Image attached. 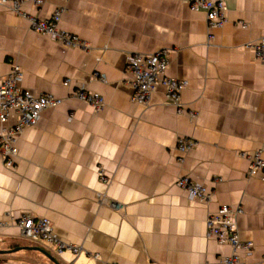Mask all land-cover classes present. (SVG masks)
Returning a JSON list of instances; mask_svg holds the SVG:
<instances>
[{
    "label": "crops",
    "instance_id": "obj_1",
    "mask_svg": "<svg viewBox=\"0 0 264 264\" xmlns=\"http://www.w3.org/2000/svg\"><path fill=\"white\" fill-rule=\"evenodd\" d=\"M223 2L226 23L208 47L204 13L178 1L21 5L43 18L63 5L59 28L88 50L66 49L0 6V80L16 64L22 89L63 99L19 135L14 168L0 158V220L8 222L0 251L20 248L0 256V264H54L45 254L57 264H219L231 249L206 236L205 220L222 205L242 209L239 236L253 243L255 259L261 256L264 173L247 178L250 161L240 153L264 147V64L248 48L264 31V0ZM161 49L168 50L166 75L187 82L181 101L194 120L176 114L163 87L146 104L131 101L128 57ZM79 87L99 94L103 108L76 99ZM180 137L196 145L179 153ZM183 176L213 190L212 203L189 201L175 185ZM24 213L48 219L61 240L98 259L60 256L22 238L10 217Z\"/></svg>",
    "mask_w": 264,
    "mask_h": 264
},
{
    "label": "built area",
    "instance_id": "obj_2",
    "mask_svg": "<svg viewBox=\"0 0 264 264\" xmlns=\"http://www.w3.org/2000/svg\"><path fill=\"white\" fill-rule=\"evenodd\" d=\"M25 0H0V6L6 7L13 14L22 18L28 24L31 31L49 38L66 49L88 50L87 43L81 41L75 35L59 28L61 17L65 11L63 5L57 6L51 15L43 18L38 14H28L21 9ZM63 1V0H62ZM178 1L189 7L193 12H202L205 15L207 47L215 39V31L226 23L225 4L223 0H162ZM36 9H40L45 0H32ZM252 51L255 61L264 64V31L261 36L248 45ZM168 50L161 49L150 55L134 53L128 57L126 65L127 73L130 75L128 81L132 90L131 101L135 104H146L158 87L164 88L166 100L175 108L176 114L188 115L194 120L196 115L192 111H186L182 104L181 94L187 87V82L171 76H167L169 67ZM97 76V75H95ZM21 68L13 64L7 76L0 80V158L6 168L15 167L18 155L17 138L22 132L38 124L41 113L45 109H53L63 103L52 95L35 96L30 91L21 88ZM66 81L65 84H67ZM74 97L88 105L95 111L103 108V98L94 92L88 91L85 87H79L74 92ZM12 121V125L8 122ZM196 143L185 137L177 140L176 149L179 153L189 152ZM264 147L252 153L241 152L240 157L250 161L247 170V178H254L259 173H264ZM179 162L183 161L180 156ZM101 182L107 183V178L99 171ZM264 182V175L261 176ZM175 185L186 193L189 201H195L205 205L212 203L214 192L205 184L195 182L188 176L179 177ZM105 197L99 198V203L104 204ZM108 206L120 211L122 206L112 201ZM242 215V209H232L228 206H219L215 211L210 212L205 220L206 236L214 239L221 246H228L231 253L219 259V264H264V251L258 259L252 255L254 245L251 241H243L238 232L236 219ZM11 222L18 227L22 238L31 242L52 247L57 255L71 254L75 259L86 255L98 259V254L87 253L83 247L66 243L54 232L51 222L46 218L33 217L29 214H21L17 217H10ZM8 225L6 220H0V229ZM108 264V263H106Z\"/></svg>",
    "mask_w": 264,
    "mask_h": 264
},
{
    "label": "water",
    "instance_id": "obj_3",
    "mask_svg": "<svg viewBox=\"0 0 264 264\" xmlns=\"http://www.w3.org/2000/svg\"><path fill=\"white\" fill-rule=\"evenodd\" d=\"M25 249L29 250L30 248H25ZM33 249H35V248H33ZM18 250H20V248L14 249V250H12V251H0V255H6V254H9V253H12V252L18 251ZM36 250L42 252V251H41L40 249H38V248H37ZM42 253H44V252H42ZM44 254H45V253H44ZM45 255H46V257H47L48 259H50L54 264H57V263L54 261V259H52L51 257H49L47 254H45Z\"/></svg>",
    "mask_w": 264,
    "mask_h": 264
},
{
    "label": "rangeland",
    "instance_id": "obj_4",
    "mask_svg": "<svg viewBox=\"0 0 264 264\" xmlns=\"http://www.w3.org/2000/svg\"><path fill=\"white\" fill-rule=\"evenodd\" d=\"M0 256H3V255H0Z\"/></svg>",
    "mask_w": 264,
    "mask_h": 264
}]
</instances>
